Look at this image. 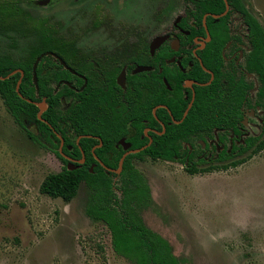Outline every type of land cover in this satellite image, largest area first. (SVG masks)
I'll return each mask as SVG.
<instances>
[{
    "label": "rangeland",
    "instance_id": "374dc122",
    "mask_svg": "<svg viewBox=\"0 0 264 264\" xmlns=\"http://www.w3.org/2000/svg\"><path fill=\"white\" fill-rule=\"evenodd\" d=\"M242 1L264 27V0ZM0 2L17 4L25 18L45 21L66 40L106 39L89 27L101 18L151 39L173 32L185 10L182 0ZM26 33L0 35V53L20 59L30 44ZM258 118H247V132L261 131ZM134 165L151 192L139 213L170 242L181 264H264V150L236 168L196 175L177 161ZM63 167L54 150L29 139L0 97V264H134L114 252L107 226L86 214L90 190L84 183L70 203L40 192L44 179Z\"/></svg>",
    "mask_w": 264,
    "mask_h": 264
},
{
    "label": "flooded vegetation",
    "instance_id": "af4514ba",
    "mask_svg": "<svg viewBox=\"0 0 264 264\" xmlns=\"http://www.w3.org/2000/svg\"><path fill=\"white\" fill-rule=\"evenodd\" d=\"M182 1L185 10L174 21L173 32L151 39L137 29L129 28L125 24L108 25L101 18L96 19V22L89 27L94 35L106 33L107 35L103 34L104 37L107 36L104 40H65L49 43L51 47H60L61 50L51 51L45 55L49 57V64L45 68L49 75L46 87L49 94L61 95L57 109L66 119L61 122L59 129L67 140L65 141L57 130L49 126L61 140L58 150L69 162L68 168L71 165L74 167L73 170H76L86 162H91L90 171H94L99 164L106 174L121 175L123 165L121 171L117 173L120 166L113 169L105 162L119 161L120 165L122 160L123 164L126 160H130L133 164L134 161L162 160L163 142L160 138L166 134L167 126L181 123L177 118L176 104L179 103L183 75L189 76L185 81V87L192 94V100L185 114L194 103L196 87L213 85V92L223 98L224 83L230 86L232 81L243 80L250 87L248 90L250 102L244 107L245 120L244 127L240 128L241 136L227 134L224 137V128L221 131L207 128L200 131V134L194 133L189 142L183 143V150L189 151L187 160L204 161L205 163L197 167L206 168L240 160L253 153L254 148L242 155H237V151L232 152L233 143L240 145L248 137L258 138L261 131L258 134L246 131L247 118L259 115L257 127L259 130L262 124L260 115H263L262 109L255 105L259 88L257 76L246 70V59L251 51L246 25L239 17L234 16L227 26H224V22L217 26L223 35L231 30L233 39L227 43L212 42L207 22L209 18H213L219 23L226 11L208 12L204 15L203 26L206 31L204 36L201 34L197 19L198 12L203 6L196 2L199 0ZM215 5L213 9L219 10L220 3L215 2ZM187 14L190 30H186L182 24ZM179 18L180 21L176 24ZM236 20H240L238 28L234 26ZM191 34H194L192 41L181 38L183 35L191 36ZM208 34L210 41L207 42ZM161 36H169V38L152 51V46L156 45L154 40ZM58 74L60 75L57 76ZM185 94L188 99L189 91H185ZM165 101L173 103L175 112ZM90 105L94 106L99 116L109 120H120V125L114 127H121L113 129V133L106 139L99 135L74 137V131L67 125L68 113L74 107L85 111ZM209 110L211 111V107ZM32 131L38 132L36 127H32ZM82 139L92 140L85 142V146L92 144L88 153L81 145ZM105 145L107 147L103 148ZM153 145H156L157 149L151 148ZM178 145L179 140L175 143L179 154L181 151ZM74 146H77L78 150ZM64 149L67 152H64ZM51 150H54L55 154L56 148L51 147ZM98 150L101 151L97 152ZM224 150L230 155L226 161H224ZM174 157L176 158L177 155ZM82 160L84 163H79Z\"/></svg>",
    "mask_w": 264,
    "mask_h": 264
},
{
    "label": "trees",
    "instance_id": "16d2710c",
    "mask_svg": "<svg viewBox=\"0 0 264 264\" xmlns=\"http://www.w3.org/2000/svg\"><path fill=\"white\" fill-rule=\"evenodd\" d=\"M196 2L203 6L198 12L197 19L201 34L204 36L206 35L203 26L204 15L208 12H225L227 4L230 7L228 13L219 23L215 19L209 18L207 25L212 36V42L224 41L227 43L233 39L231 30L223 35L217 26L223 22L224 26H227L230 19L235 15L246 25L247 37L251 45V51L246 59V70L248 73H254L257 76L259 88L255 105L262 109L263 115H260L262 124L258 138L248 137L240 145L233 143L232 152L237 151V155H242L254 148L250 155L259 154L264 150V27L249 12L242 0H199ZM215 2L220 3L217 11L213 9L216 6ZM182 24L186 30L191 29L188 27V14L183 19ZM21 28L27 32L25 34L26 39L30 40V43L35 42L37 44H29L26 53L20 59H16L11 54L0 53V77L7 78L11 73L18 71L10 78L0 80V97L15 122L28 135L29 139L46 149L56 148V156L64 163L61 172L51 173L44 179L40 186V192L52 199H62L64 202L70 203L76 198L80 186L84 183L90 190L86 214L92 220L102 222L107 226L111 234L114 252L118 256L134 264H181L180 259L174 254L170 242L151 230L139 213L149 203L151 192L142 173L134 166L133 162L124 161L121 175L113 173L108 175L99 164L91 172V162H86L85 165L76 170H69L67 165L69 162L63 158L58 150L61 140L49 126L51 125L59 135L64 137L65 141L67 140L59 129V125L65 118V115L57 109L61 95L47 92L46 84L49 75L45 68L49 64L48 56L43 57L37 68L38 89L33 80V67L37 58L51 51L61 50L60 47H51L49 43L65 41L66 39L52 26L47 25L45 21L37 23L33 22L30 17L25 18L24 14L18 10L17 4L0 2V35L7 36L10 30L18 33ZM193 36L194 34L191 36L183 35L181 38L192 41ZM22 73L24 77H22ZM166 76L168 78L167 74ZM188 78L189 76H182L179 103L176 104L177 118L181 123L178 125L172 123L167 126L166 134L160 138L163 142L161 159L172 162L179 161L185 164L186 171L191 175L210 173L220 169L227 170L230 167L236 168L247 162L248 156L241 160H232L222 166L198 168L197 165L205 162L187 160L189 151L183 150V143L189 142L194 133L200 134V131L207 128L212 131L215 129L221 131L224 128V137L227 134L241 136L240 128L244 127L245 120L244 107L250 102L248 97L250 87L243 80L232 81L230 86L224 83V98L213 92V85L196 87L194 103L184 117L192 100L190 90L185 87V81ZM21 79L20 93L22 97L16 90ZM185 91H189L188 99H186ZM27 100L45 103L47 110L42 118L46 122L38 119L39 108L37 105ZM165 103L175 112L173 103L169 101H165ZM209 107H211V111ZM67 125L74 131V137L99 135L104 139L113 133V129L121 127H114L120 125V120H109L104 116H99L92 105L86 107L85 111L79 107L71 109L68 113ZM32 127H36L38 132L34 133ZM177 140H179L178 146L181 151L179 154L175 146ZM90 141L92 142L91 139H82L81 145L86 153L90 151L92 144L85 146V142ZM74 147L78 150L77 146ZM106 147L107 145L103 148ZM151 148L157 149L156 145ZM64 152L67 150L64 149ZM175 155H177L176 158ZM228 158L230 155L227 150H224V161ZM105 163L113 169L119 167V161Z\"/></svg>",
    "mask_w": 264,
    "mask_h": 264
},
{
    "label": "water",
    "instance_id": "95a60500",
    "mask_svg": "<svg viewBox=\"0 0 264 264\" xmlns=\"http://www.w3.org/2000/svg\"><path fill=\"white\" fill-rule=\"evenodd\" d=\"M49 3H50V0H46V1L41 2L40 5H46V4H49ZM226 4H227V3H226ZM226 6H227V7H226V12L224 13V15H226L227 12H228V10H229V5L227 4ZM179 21H180V18L178 19V21L176 22V24H177ZM205 26H206V23H205ZM168 38H169V36H161V37L156 38V39L154 40V43H155L156 45H153V46H152V51H153L154 48L157 47L159 44H162V43H164L165 41H167ZM206 41H207V42L210 41V36H209V34H208V38L206 39ZM45 55H48V54H45ZM45 55H42V56H40L39 58H37V60H36V62H35V64H34V67H33V79H34V83H35L37 89H38L37 68H38V65L40 64V62L42 61V59H43V57H44ZM17 72H18V71L11 73L7 78H2V77H0V80L8 79V78H10L11 76L15 75ZM22 77H23V73H22ZM21 81H22V79L18 82V85H17V88H16V90H17V92H18V94H19L20 96H22L21 93H20V85H21ZM189 86H190V84H189ZM27 101L30 102V103H34V104L37 105V107L39 108L38 119L41 120V121H44V122H45V120L42 118V115H43V114L45 113V111L47 110V106L45 105V103H35V102L31 101V100H27ZM191 105H192V104H191ZM191 105H190V107H191ZM190 107H189V108H190ZM188 110H189V109H188ZM188 110H187L185 116L187 115ZM245 123H246V122H245ZM62 145H63V141H62ZM79 163L83 164V163H84V160L80 161ZM122 165H123V160L120 162V165H119L120 168L116 171L117 173H119V172L121 171ZM73 169H74V167H72L71 165H69V170H73ZM91 172H93V170H91Z\"/></svg>",
    "mask_w": 264,
    "mask_h": 264
}]
</instances>
